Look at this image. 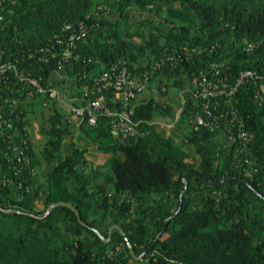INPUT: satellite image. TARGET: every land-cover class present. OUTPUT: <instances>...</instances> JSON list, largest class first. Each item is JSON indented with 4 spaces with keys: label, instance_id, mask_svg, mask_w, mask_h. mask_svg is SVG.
Returning <instances> with one entry per match:
<instances>
[{
    "label": "trees",
    "instance_id": "trees-1",
    "mask_svg": "<svg viewBox=\"0 0 264 264\" xmlns=\"http://www.w3.org/2000/svg\"><path fill=\"white\" fill-rule=\"evenodd\" d=\"M0 15V264H264L259 84L247 80L235 96L253 133L250 162L221 127L194 128L200 101L187 89L211 59L228 64L232 78L245 68L264 73V0H0ZM81 20L90 29L72 48L79 57L63 59L58 34ZM161 57L149 87L181 95L130 99L144 133L121 139L102 113L77 124L50 94L66 89L76 104L104 94L123 109L115 88L98 91L95 78L120 59L142 73ZM35 118L44 138L37 147ZM157 118L173 122L170 132ZM93 148L104 161L88 156ZM62 199L86 223L66 204L47 212ZM114 223L124 232L114 227L105 240Z\"/></svg>",
    "mask_w": 264,
    "mask_h": 264
},
{
    "label": "built area",
    "instance_id": "built-area-1",
    "mask_svg": "<svg viewBox=\"0 0 264 264\" xmlns=\"http://www.w3.org/2000/svg\"><path fill=\"white\" fill-rule=\"evenodd\" d=\"M89 29L90 26L85 20H81L78 24H65L63 30H66L68 34L62 32L58 34L57 38V42L66 44L60 52L63 59H68L72 54L75 57H79V54L73 53L72 48L76 46L79 39L87 35ZM253 46V42H250L249 48ZM55 54L56 52H52L53 56ZM168 57L175 58V55L171 54ZM165 59V57H161L156 60L151 69H146L142 73L132 70L125 59H120L112 63L109 68L95 78L94 88L98 91H102L109 86L115 88L118 97L124 103L123 109L111 108L106 103L104 94H98L96 97L89 98L79 104L72 102L73 99L77 98L76 96H70V99L63 97L62 90L59 88L51 87L50 94L57 96L64 105L67 104L65 106L73 112V117L77 120V124L84 119L94 124L100 113L112 115L113 132L117 137L126 139L133 135L144 133L139 128L140 120H136L133 117L134 108L129 103L130 99L149 88V79L152 71L154 68L161 67ZM229 68L230 66L224 61L211 59L208 66L200 70L194 86L187 88L191 95L200 101V108L193 117L192 124L195 129L202 126L211 129L221 127L222 132L227 135L228 141L232 144L236 143V153L244 152L246 154L245 161L250 162L247 155L253 133L246 127L245 117L240 111L235 96L239 87L251 79L259 84L255 95L258 98H264V73L256 69L245 68L238 76L232 78ZM5 69L6 65L2 63L0 70L4 71ZM15 69L21 78L25 77L16 66ZM30 80L40 91L46 90L36 78H30ZM182 96L184 101L183 92ZM244 168L248 173H251L254 169L251 165H244Z\"/></svg>",
    "mask_w": 264,
    "mask_h": 264
},
{
    "label": "rangeland",
    "instance_id": "rangeland-1",
    "mask_svg": "<svg viewBox=\"0 0 264 264\" xmlns=\"http://www.w3.org/2000/svg\"><path fill=\"white\" fill-rule=\"evenodd\" d=\"M132 11L138 17L140 15H145L144 12H142L140 9H137V8H133ZM65 92H66V90L61 91L63 97L64 96L67 97ZM152 93L162 101H167L168 98L173 97L174 94H175L176 99H178L177 97H179V94L181 95V92H179L178 89H175L173 86L169 89V94H160L159 91L157 90V88L149 87L143 93L140 94V97H139V99H137V102L140 101V98L149 97ZM65 105L67 106V104H65ZM176 106H177L176 115H178L180 110H181V107H178L177 104H176ZM157 119L161 122V126L166 128V132L167 133L170 132L171 126L173 125V122H171V121L169 122V121H167L168 119H165V118H157ZM33 122H34V125L31 127V131H33V133H34V136H35L34 142H35L36 147H37L39 144L42 143V141H44V138L39 131V120H38V118H35L33 120ZM87 154L91 159H93L95 161V163H98L99 161H104V158H105L102 154H100L98 152L97 148H93L92 150L88 151ZM39 207H43L42 202H39Z\"/></svg>",
    "mask_w": 264,
    "mask_h": 264
},
{
    "label": "water",
    "instance_id": "water-1",
    "mask_svg": "<svg viewBox=\"0 0 264 264\" xmlns=\"http://www.w3.org/2000/svg\"><path fill=\"white\" fill-rule=\"evenodd\" d=\"M192 173H195V172H194V171H187V172L184 174V177L187 178L188 175H190V174H192ZM209 177L211 178V176H209ZM213 180H214V182H215L216 184H219L223 179H213ZM186 185H187V183H186ZM59 204H66V205L71 206V207L75 210V212L77 213L79 220H80L82 223H86V222L83 220L82 215H81V212H80V210L77 208V206L74 205L72 202L67 201V200H63V199H62V200H56V201L51 202V203L49 204V206H48L47 212L51 211L52 208H53L54 206L59 205ZM168 220H169V217L167 218V220H166L165 224L163 225L162 229L160 230L159 235H161V234L163 233L165 227L167 226ZM114 227H119V228H121V230L124 232V229H123L118 223H114V224H112V225L110 226V228H109V235H108L107 237H104L105 240H110V239L112 238V232H113ZM129 246H130L131 251L133 252V254H134V256H135L136 258H140V259L143 258V256H144L146 250L139 254V253H137V252L135 251L134 246H133V244H132L130 241H129ZM180 264H183V263L181 262Z\"/></svg>",
    "mask_w": 264,
    "mask_h": 264
}]
</instances>
